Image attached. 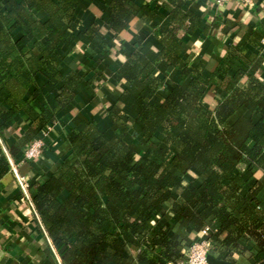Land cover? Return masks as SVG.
<instances>
[{"label":"trees","instance_id":"trees-1","mask_svg":"<svg viewBox=\"0 0 264 264\" xmlns=\"http://www.w3.org/2000/svg\"><path fill=\"white\" fill-rule=\"evenodd\" d=\"M81 1L0 0V99L7 107L0 130L19 114L32 123L11 148L13 156L72 105L81 78L63 77L60 51L74 41L70 24ZM107 13L114 35L139 13L150 16L147 5L131 0H110ZM217 24L224 34L237 29L227 19ZM181 33L170 28L158 36L159 61L182 77L162 101L156 99L162 81L155 64L134 52L118 69L125 82L143 89L138 96L124 91L109 119L122 121L123 107L135 116L138 132L124 126L110 135L93 123L79 124L66 134L69 154L35 185L32 203L61 264H178L190 243L167 225L168 211L185 231L213 226L218 260L264 264V204L258 199L264 189V58L242 54L264 35L246 30L206 77L202 66L193 69L180 59ZM233 61L244 69L230 75ZM213 87L224 96L210 110L201 99ZM48 94L55 108L39 102ZM7 172L0 151V177Z\"/></svg>","mask_w":264,"mask_h":264},{"label":"crops","instance_id":"crops-1","mask_svg":"<svg viewBox=\"0 0 264 264\" xmlns=\"http://www.w3.org/2000/svg\"><path fill=\"white\" fill-rule=\"evenodd\" d=\"M131 1L138 6L147 5L150 16L139 13L134 24L118 35L109 29L107 9L110 0H82L75 9L70 24L74 41L69 47L61 49L59 70L63 77L78 74L81 82L75 89V98L69 110L61 112L51 125L52 131L38 161H23V150L15 156L11 155V148L32 125L27 116H15L7 128L0 130V151L9 165V172L0 177V264H61L47 228L32 203L35 185L43 184L69 154L66 134L79 124L93 123L110 135L119 134L124 126L138 132L134 124L135 116L123 107L125 118L122 121L112 123L109 119L112 108H121L118 100L124 91L138 96L143 89L138 82H125L118 73L131 54L138 52L156 65L155 75L162 81L156 96L160 102L182 81L177 68L167 66L158 59L162 50L158 36L167 29L175 28L182 32L180 59L193 69L202 66V74L206 77L211 76L232 46L240 42L246 30L252 29L264 35V0H255L250 10H244L237 0H228L222 7L216 6L213 0ZM36 17L45 20V15L40 12ZM224 19L232 21L237 29L224 34L222 26L217 24ZM88 30H92L89 35L86 34ZM242 54L245 57L261 54L264 58V47L261 44H246ZM232 63L230 75L236 69H244L236 61ZM190 80L191 77H188L184 83ZM261 80H264V75ZM223 96L220 89L213 87L203 95L201 102L213 110L216 101ZM148 101L152 103L154 99ZM39 102L52 108L57 106L52 94L39 99ZM6 110L0 99V115ZM240 115L249 117L245 111H240ZM134 144H138L137 139ZM259 177L260 173L255 172L254 179ZM258 199L264 204V189ZM166 222L188 243L198 240L199 234L182 229L169 211ZM215 239L221 241L222 237ZM236 260L238 264H249L242 257H236Z\"/></svg>","mask_w":264,"mask_h":264},{"label":"built area","instance_id":"built-area-1","mask_svg":"<svg viewBox=\"0 0 264 264\" xmlns=\"http://www.w3.org/2000/svg\"><path fill=\"white\" fill-rule=\"evenodd\" d=\"M215 5L222 7L228 0H213ZM244 10H250L255 3V0H237ZM261 46L264 47V41L261 42ZM52 131L51 126H47L36 139L31 141L22 152V160L26 162L38 161L44 150L45 141L49 137ZM26 186H24V189ZM216 233V229L211 225H206L198 233V240L191 242L183 250V261L178 264H209L207 257H214V242L213 236ZM215 258V257H214ZM216 259V258H215Z\"/></svg>","mask_w":264,"mask_h":264},{"label":"water","instance_id":"water-1","mask_svg":"<svg viewBox=\"0 0 264 264\" xmlns=\"http://www.w3.org/2000/svg\"><path fill=\"white\" fill-rule=\"evenodd\" d=\"M9 163L12 165V163L9 161ZM207 262L209 263V264H228V263H226V262H223V261H220V260H218V259H215L214 257H212V256H208L207 257Z\"/></svg>","mask_w":264,"mask_h":264}]
</instances>
